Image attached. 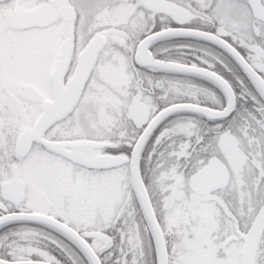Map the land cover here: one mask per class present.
<instances>
[{"label":"snow or ice","instance_id":"snow-or-ice-1","mask_svg":"<svg viewBox=\"0 0 264 264\" xmlns=\"http://www.w3.org/2000/svg\"><path fill=\"white\" fill-rule=\"evenodd\" d=\"M0 264H264V0H0Z\"/></svg>","mask_w":264,"mask_h":264}]
</instances>
